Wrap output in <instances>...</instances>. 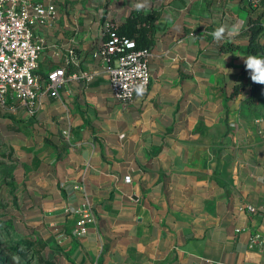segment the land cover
Segmentation results:
<instances>
[{
  "label": "crops",
  "instance_id": "crops-1",
  "mask_svg": "<svg viewBox=\"0 0 264 264\" xmlns=\"http://www.w3.org/2000/svg\"><path fill=\"white\" fill-rule=\"evenodd\" d=\"M29 1L57 7L34 29L38 75L67 67L59 97L43 86L33 110L0 104V225L32 242L33 264H264V91L258 105L249 87L232 96L252 83L251 0ZM138 3L160 13L150 87L123 106L97 52L103 18ZM222 24L240 31L217 42ZM86 199L93 217L77 236Z\"/></svg>",
  "mask_w": 264,
  "mask_h": 264
},
{
  "label": "built area",
  "instance_id": "built-area-1",
  "mask_svg": "<svg viewBox=\"0 0 264 264\" xmlns=\"http://www.w3.org/2000/svg\"><path fill=\"white\" fill-rule=\"evenodd\" d=\"M56 15L57 7L54 4L0 0V104L4 105L11 97L33 110L43 86L51 97H59V89L67 80V67L55 68L44 78L39 76L37 71L45 42L34 34L38 25L51 22ZM105 27L109 30V36L97 54L106 65L114 99L126 106L136 97L147 95L150 87V50L136 49L134 40L118 36L112 30L110 21H106ZM71 63H75L74 51L70 52L68 65ZM140 83L145 84L146 90L142 96H137L133 86ZM122 84L127 91H124ZM124 181L130 183L131 176H125ZM248 209L255 210L252 206H248ZM74 213L78 216L76 235L86 234L93 217L91 202L86 199ZM258 238L259 235L253 236L252 243Z\"/></svg>",
  "mask_w": 264,
  "mask_h": 264
},
{
  "label": "trees",
  "instance_id": "trees-1",
  "mask_svg": "<svg viewBox=\"0 0 264 264\" xmlns=\"http://www.w3.org/2000/svg\"><path fill=\"white\" fill-rule=\"evenodd\" d=\"M248 13L249 20L247 25V33L249 35V44L246 49L248 54L264 55V43L260 42V37L264 33V22L262 17L264 16V0L248 1ZM262 8L260 12L256 13L259 8ZM160 18V13L157 10L151 9L149 11H137L132 10L126 18L120 22L111 21L113 29L120 37L132 39L135 42L136 49H151L155 45L156 35V23ZM106 16L103 18V39H108L109 30L105 27ZM238 49L237 45L233 43H225L220 46L221 52L233 51ZM249 87L250 95L248 102L251 105H258L262 101V93L264 86L249 83L239 84L235 87L232 96H236L240 91ZM0 235L13 234V228L10 225H0ZM10 233V234H9ZM15 248V256L18 260L10 258V264L19 263L27 258V253L32 246V242L28 239L18 238L12 241ZM1 244V242H0ZM12 261V262H11ZM5 259H0V264L4 263Z\"/></svg>",
  "mask_w": 264,
  "mask_h": 264
},
{
  "label": "clouds",
  "instance_id": "clouds-1",
  "mask_svg": "<svg viewBox=\"0 0 264 264\" xmlns=\"http://www.w3.org/2000/svg\"><path fill=\"white\" fill-rule=\"evenodd\" d=\"M137 11L143 10L146 8L145 3H138L135 5ZM242 23V22H241ZM240 31V24H222L219 27L215 28L210 35L217 42L222 41L226 38H231L234 35L238 34ZM244 64L245 71L248 73L249 78L252 83L264 86V55L248 54L246 56H241ZM232 69H227V74L232 72ZM120 83L119 81H115ZM124 91H127V87L122 84ZM134 91L137 96H142L146 90L145 84L140 83L134 85ZM14 260H18L17 257H13Z\"/></svg>",
  "mask_w": 264,
  "mask_h": 264
},
{
  "label": "rangeland",
  "instance_id": "rangeland-1",
  "mask_svg": "<svg viewBox=\"0 0 264 264\" xmlns=\"http://www.w3.org/2000/svg\"><path fill=\"white\" fill-rule=\"evenodd\" d=\"M120 19L115 17L108 16L107 21H119ZM1 233V231H0ZM16 237L14 235H0V259H5V262L2 264H10V258L12 259L15 256V251H14V244L12 241H15ZM27 255V254H26ZM12 262V261H11ZM15 264H33L32 260L30 259L29 256H27V260L21 261L19 263Z\"/></svg>",
  "mask_w": 264,
  "mask_h": 264
}]
</instances>
